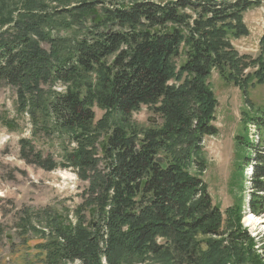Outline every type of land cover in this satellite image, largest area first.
<instances>
[{
    "label": "trees",
    "instance_id": "1",
    "mask_svg": "<svg viewBox=\"0 0 264 264\" xmlns=\"http://www.w3.org/2000/svg\"><path fill=\"white\" fill-rule=\"evenodd\" d=\"M263 3L138 0L98 15L94 1L0 0V83L17 89L33 127L21 158L88 182L75 221L25 210L20 226L44 240L45 264H264L244 206L223 213L203 177L205 141L219 134L214 73L256 112L249 91L264 86V34L256 57L234 42L250 35L244 15ZM143 106L154 115L148 128L132 119ZM257 111L244 121L259 142H236L242 168L252 169L248 210L264 215V107ZM38 136L51 141L37 148Z\"/></svg>",
    "mask_w": 264,
    "mask_h": 264
},
{
    "label": "rangeland",
    "instance_id": "2",
    "mask_svg": "<svg viewBox=\"0 0 264 264\" xmlns=\"http://www.w3.org/2000/svg\"><path fill=\"white\" fill-rule=\"evenodd\" d=\"M84 1H94L99 15L102 14L103 8L128 5L138 0ZM96 18L89 21L88 26H93ZM244 22L250 35L235 41L234 45L240 54L256 57L260 39L264 34V3L261 7L245 13ZM60 34L66 37L75 35L73 31ZM79 35L82 34H76L77 37ZM43 48L49 50L50 46L44 43ZM211 83L219 101L216 120L219 134L205 141L208 166L203 177L209 185L214 204L219 206L223 213L236 204L244 206L243 227L252 237L263 239L264 242V215L251 214L248 210V200L252 191L249 183L252 169L242 168L243 157L236 142V136L240 134H249L255 144L259 142L254 126H247L244 117L246 112L254 116L257 110L264 107V86L250 89L249 98L256 111L251 112L245 104L242 91L236 86L226 83L217 73H214ZM55 89L64 90L61 85H57ZM95 112L96 121H99L104 112L98 108ZM153 116L148 107L143 106L133 113L132 119L140 128H148ZM5 119L14 120L17 126L14 129L8 128ZM32 131L29 115L18 111L17 89L0 83V264H45V252L37 248L44 240H40L34 233L25 234L20 226L25 210L29 209L36 213L50 208L63 214L69 212L70 219L75 221L74 210L82 202L81 195L88 186V182H82L73 169L46 172L27 164L21 158L19 141L22 138L33 139ZM35 140L37 148H42L51 141L50 137L41 136ZM57 144L60 145V142ZM55 148L60 151L59 147ZM250 217L251 219H248ZM261 243L257 249L264 252Z\"/></svg>",
    "mask_w": 264,
    "mask_h": 264
},
{
    "label": "bare ground",
    "instance_id": "3",
    "mask_svg": "<svg viewBox=\"0 0 264 264\" xmlns=\"http://www.w3.org/2000/svg\"><path fill=\"white\" fill-rule=\"evenodd\" d=\"M252 217H253V216H252ZM248 219H251V217H250V218H248ZM248 219H247V221H249Z\"/></svg>",
    "mask_w": 264,
    "mask_h": 264
},
{
    "label": "water",
    "instance_id": "4",
    "mask_svg": "<svg viewBox=\"0 0 264 264\" xmlns=\"http://www.w3.org/2000/svg\"><path fill=\"white\" fill-rule=\"evenodd\" d=\"M105 150H106V148L103 149V151H105Z\"/></svg>",
    "mask_w": 264,
    "mask_h": 264
}]
</instances>
